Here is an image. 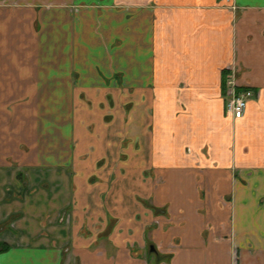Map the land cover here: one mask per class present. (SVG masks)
<instances>
[{"label":"crops","instance_id":"1","mask_svg":"<svg viewBox=\"0 0 264 264\" xmlns=\"http://www.w3.org/2000/svg\"><path fill=\"white\" fill-rule=\"evenodd\" d=\"M0 264H264V0H0Z\"/></svg>","mask_w":264,"mask_h":264},{"label":"built area","instance_id":"2","mask_svg":"<svg viewBox=\"0 0 264 264\" xmlns=\"http://www.w3.org/2000/svg\"><path fill=\"white\" fill-rule=\"evenodd\" d=\"M255 91L252 88L237 89L236 82L230 80L226 92V109L234 118H239L244 114L247 103L253 97Z\"/></svg>","mask_w":264,"mask_h":264},{"label":"water","instance_id":"3","mask_svg":"<svg viewBox=\"0 0 264 264\" xmlns=\"http://www.w3.org/2000/svg\"><path fill=\"white\" fill-rule=\"evenodd\" d=\"M151 248H152V249H155V246L152 244V245H151Z\"/></svg>","mask_w":264,"mask_h":264}]
</instances>
